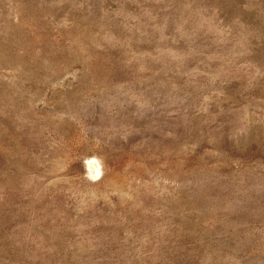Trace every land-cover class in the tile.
I'll return each instance as SVG.
<instances>
[{
	"label": "rangeland",
	"instance_id": "rangeland-1",
	"mask_svg": "<svg viewBox=\"0 0 264 264\" xmlns=\"http://www.w3.org/2000/svg\"><path fill=\"white\" fill-rule=\"evenodd\" d=\"M0 264H264V0H0Z\"/></svg>",
	"mask_w": 264,
	"mask_h": 264
},
{
	"label": "bare ground",
	"instance_id": "bare-ground-1",
	"mask_svg": "<svg viewBox=\"0 0 264 264\" xmlns=\"http://www.w3.org/2000/svg\"><path fill=\"white\" fill-rule=\"evenodd\" d=\"M86 167L88 170V175L91 178H97L100 175V166L95 158H90L86 161Z\"/></svg>",
	"mask_w": 264,
	"mask_h": 264
}]
</instances>
